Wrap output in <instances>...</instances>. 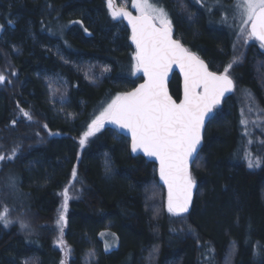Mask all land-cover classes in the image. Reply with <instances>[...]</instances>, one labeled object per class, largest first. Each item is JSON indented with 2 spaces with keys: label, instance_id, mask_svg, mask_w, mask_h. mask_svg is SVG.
<instances>
[{
  "label": "trees",
  "instance_id": "16d2710c",
  "mask_svg": "<svg viewBox=\"0 0 264 264\" xmlns=\"http://www.w3.org/2000/svg\"><path fill=\"white\" fill-rule=\"evenodd\" d=\"M75 19L79 23L67 29ZM176 22L212 68L227 65L232 40L226 32L204 16ZM0 27V74L6 78L0 83V155L6 157L0 161V212L7 209L12 221L0 223V264L60 263L55 217L72 181L81 189L66 218L69 264H264V152L260 166L249 168L234 95L206 125L191 170L198 186L192 209L174 216L156 165L132 156L128 138L103 124L83 147L79 143L100 110L142 80L133 71L129 27L111 18L106 0H0ZM262 61L258 44L231 75L252 88L264 115ZM169 88L178 101L177 74ZM58 92L67 99L62 108ZM107 228L119 242L109 254L99 238Z\"/></svg>",
  "mask_w": 264,
  "mask_h": 264
},
{
  "label": "snow or ice",
  "instance_id": "6c2138e0",
  "mask_svg": "<svg viewBox=\"0 0 264 264\" xmlns=\"http://www.w3.org/2000/svg\"><path fill=\"white\" fill-rule=\"evenodd\" d=\"M196 2L201 3L202 0ZM106 4L113 20L127 19L136 45L133 71L142 72L145 82L112 99L88 125L79 143L83 147L87 138L98 132L105 121L126 129L131 135L132 152L142 150L146 156L159 162L160 179L168 189L167 211L180 216L188 212L196 187L191 167L198 159L205 119L224 94L234 90L229 73L237 59L233 58L221 73L210 71L202 59L179 40L173 39L172 22L163 7H157L151 0H132L133 8L139 12L138 16H133L123 8H114V0H106ZM232 7L233 19L239 21V33L245 42L256 39L264 48V0H233ZM173 65H177L184 76V97L179 103L173 100L165 87ZM5 79L0 74V83ZM20 111L25 118L32 119L29 112ZM5 159L0 155V161ZM259 163L258 159L248 157L249 168L259 166ZM76 175L73 168V178ZM63 195L66 211L67 188ZM11 222L7 209L0 212V223L7 226ZM64 223L65 215L61 211L57 220L61 237ZM21 227L26 228L27 225L21 222ZM60 243H63L62 239Z\"/></svg>",
  "mask_w": 264,
  "mask_h": 264
},
{
  "label": "rangeland",
  "instance_id": "374dc122",
  "mask_svg": "<svg viewBox=\"0 0 264 264\" xmlns=\"http://www.w3.org/2000/svg\"><path fill=\"white\" fill-rule=\"evenodd\" d=\"M151 2L154 3L157 7H160V6H158V4H160L158 1L151 0ZM130 4L132 5V0H116V1L114 0V8L115 7L127 8V6H129ZM237 22H239V21H237ZM237 27H238V23H237ZM238 31H239V29H238ZM235 45H236L235 46L236 48H235L233 57L227 63V64H229L233 60V58L237 59V62L235 64H233V67L230 69V73H229L230 76H232L231 75L232 72L234 73L235 68L242 62V57L245 55L246 51L251 49L252 47L253 48L256 47V45H258V43L254 39L245 42L244 38L238 32L237 38L235 41ZM261 63L264 65V61H262ZM261 63H259V66H258L259 68L261 66ZM224 68H225V66L223 67V69L217 68L218 72H223ZM91 74L92 73H88L87 75H85L86 78L88 79V81L93 80V75H91ZM58 93H61V92H58ZM234 96L241 103V109H240L241 117H242V120L244 121V124H245L244 128L246 131L244 133V135L247 137V139H249V141H252L251 142L252 147L257 146L259 151H262L264 149V143L263 142L257 143V145H255V143H254V142H261L262 140H264V115L262 114V110L260 109V107L256 101V98L248 90H242V89L237 90V85H236V90H235ZM103 109H101L100 112ZM100 112H99V115H100ZM251 155L253 156V158H252L253 160L258 159V155H255V153L250 152L249 156H251ZM259 166H260V164H259ZM257 167L258 166H254L253 168H257ZM72 182L67 187V189H68V200H67L66 211L64 210V207H63L64 206V199H65V197L63 195L64 190H65L64 189L63 192H61V201L59 204L57 215L55 217L56 236H55V239L53 241V245L56 249H58L62 253V259H61L59 264H61L62 261H63V264H69L70 259L72 257V249L65 239L66 223H64V225H63V236L62 237H61V233H60V227L57 224V220L59 218L61 211H64L65 220L67 218L70 200L74 197L75 192H76L75 186ZM150 190H151V187L149 186L148 191L150 192ZM61 239H62L63 243H60ZM102 239H104V250L106 252H111L112 250L117 249L118 243L116 241V237L113 234L105 233L102 236ZM106 247H107V250H106Z\"/></svg>",
  "mask_w": 264,
  "mask_h": 264
},
{
  "label": "bare ground",
  "instance_id": "6f19581e",
  "mask_svg": "<svg viewBox=\"0 0 264 264\" xmlns=\"http://www.w3.org/2000/svg\"><path fill=\"white\" fill-rule=\"evenodd\" d=\"M162 2H171L172 3V5L177 9V11L179 12V13H181L182 14V12L184 11V10H187L188 12H189V16L190 17H187V18H185L184 19V21H183V25L184 24H186V23H188V22H192V21H194L195 19H198V17H201V16H204V18H205V20H206V24H208L209 26H211L212 28H214V29H219V30H221V31H224V27H223V25H221V22L219 21V20H217V19H215L214 17V14H213V12H209L207 9H201V8H198V7H196V6H193V5H191V3H190V1L189 0H161ZM79 21V19H75V20H70L69 21V25H68V27H67V29H69L74 23H76V22H78ZM184 30L182 29V27H181V35L183 36V32ZM0 32H1V27H0ZM56 45H58L57 44V42L55 43ZM236 45H235V41H231V43H230V51L228 52V55H227V58L225 59V63H224V65L226 64V63H228V61L230 60V59H232V57H233V54H234V51H235V47ZM260 53V52H259ZM248 54H250V49L249 50H247L246 51V53H245V55L242 57V62L235 68V70H236V72L238 73V67L239 66H241L243 63H244V61L246 60V58H247V56H248ZM258 61H260L259 59H257ZM256 60V61H257ZM95 66H97V63H95ZM71 70L70 71H72L73 73L75 72V71H77V72H80L77 68H74L73 66L70 68ZM96 70V69H95ZM256 70H255V75H257L256 74ZM81 75H82V73H81ZM83 76V75H82ZM85 77V76H84ZM85 79H86V77H85ZM236 85H237V90L238 89H242V90H248V91H250L251 93H252V95L255 97V94H253V91H251L252 90V88L250 87V86H248V85H246V84H243V83H241L240 81H239V79H238V81L236 82ZM43 87H45V89H47V91H48V94L50 95L51 94V88H50V86H49V84H48V82H47V80H46V77L44 76L43 77ZM58 100H57V102H58V104H60L59 106L62 108V104L64 103V102H66L67 101V99L66 98H64L62 95H60V93H58ZM256 98V97H255ZM256 101H257V103H259V100L256 98ZM237 105H238V107H239V109H241V103L237 100ZM259 105V104H258ZM259 107H260V105H259ZM260 109H261V107H260ZM252 141H249V139H247V138H244V142H243V150H242V153L244 154V157H245V159L248 161V157H249V153L250 152H253V153H255V155H258V160H259V162H261V156L263 155V152H264V149L262 150V151H259V149H258V147L257 146H251L252 145V143H251ZM264 143V140H262L261 142H254L255 143V145H257V143ZM240 147H241V145H240ZM130 153H131V151H130ZM131 155L132 156H135V155H133L132 153H131ZM78 155H76V161H75V163L77 164L78 162H79V156L77 157ZM251 158H253V156L251 155L250 156ZM158 177V176H157ZM159 180V179H158ZM67 188V187H66ZM65 189V188H64ZM79 189H81V187L80 186H78V185H76L75 186V190H79ZM197 189H198V186H197ZM197 189H196V191H197ZM77 194V191L75 192V195ZM195 195H196V192H195ZM195 198V197H194ZM60 201H61V199H60ZM193 205V204H192ZM192 209V208H191ZM190 213V212H189ZM189 213H186V214H182V215H187V214H189ZM181 216V215H180ZM105 233H111V234H113L115 237H116V241H117V243H118V247H119V242H118V237L116 236V234L111 230V229H109V228H107V229H105L104 231H102L101 233H100V235H99V238L102 240V242H103V244H102V251L104 252V253H106V254H109V253H111V252H113V251H116V250H118V247H117V249L116 250H112L111 252H106L105 250H104V239H102V236L105 234ZM70 246V245H69ZM71 247V246H70ZM72 249V248H71ZM93 258L95 259V256H93Z\"/></svg>",
  "mask_w": 264,
  "mask_h": 264
},
{
  "label": "flooded vegetation",
  "instance_id": "af4514ba",
  "mask_svg": "<svg viewBox=\"0 0 264 264\" xmlns=\"http://www.w3.org/2000/svg\"><path fill=\"white\" fill-rule=\"evenodd\" d=\"M116 1V0H115ZM160 4L158 6L163 7L169 16V19L172 22V33L173 37L176 40H179L188 50L191 52L197 54L200 56L207 64L210 70L214 72H218L217 68L220 67H211L210 61H208L206 58H204L201 54L196 53V51L193 50L192 46H190L184 39V36L181 35V26L178 27V24L176 20L181 21L183 23L184 19L187 18L185 15L186 10H184L181 13L177 11V9L172 5L171 2H162L161 0H156ZM191 5L196 6L201 9H207L209 12H213L214 18L219 20L221 22V25L224 27V32L228 34V36L231 37V40L236 41L237 34H238V27L237 22L238 20H234V9L232 7L233 0H202L201 3H197L196 0H189ZM116 4V3H115ZM116 9H119L118 7H115ZM126 11L131 12L134 15H139L136 8H133V6L130 4L125 8ZM227 17V19H225ZM180 24V23H179Z\"/></svg>",
  "mask_w": 264,
  "mask_h": 264
},
{
  "label": "water",
  "instance_id": "95a60500",
  "mask_svg": "<svg viewBox=\"0 0 264 264\" xmlns=\"http://www.w3.org/2000/svg\"><path fill=\"white\" fill-rule=\"evenodd\" d=\"M132 15H133V16H137V15H134V14H132ZM122 19H123V18H122ZM123 20H124V22L128 25V21H127V19H123ZM128 27H129V29H130V38H129V40H130V43L132 44V46H133V48H134V52L136 53V45L133 43L132 38H131V37H132V29H131V27H130L129 25H128ZM172 37H173V33H172ZM173 39H174V37H173ZM255 40H256V39H255ZM256 41L260 44V41H258V40H256ZM182 45H183V44H182ZM184 47H185V46H184ZM185 48H186V47H185ZM200 59H201V58H200ZM203 61H204V60H203ZM204 62H205V61H204ZM205 63H206V62H205ZM206 64H207V63H206ZM208 69H209V67H208ZM210 71H211V70H210ZM138 74L142 77L141 82L138 83V84H137L136 86H134L133 88H131L130 90L126 91V92H131L132 90H134L135 88H137L140 84H142V83L145 82V81H144V77H143V73H142V72H138ZM175 74H177V75L179 76V79H180L181 96H180V99H179L178 101L172 96V94H171V92H170V88H169V84H170V82H171V80H172V78H173V76H174ZM231 79H232V77H231ZM232 80H233V79H232ZM233 82H234V80H233ZM165 87H166V90H167L168 94H169V95L173 98V100H175L177 103H179V102L183 99V97H184V76H183V74H182L180 68H179L177 65H173V66L171 67V70L168 72V75H167V78H166V81H165ZM234 89H235V82H234ZM233 92H234V90L231 91V92H226V93L224 94V96L220 99L219 104L216 105V106H214L213 109H212V111H211V113L206 117L205 122H204V127H203V129H202V131H201L202 143H201V146H200V150H199V152L201 151V148H202V145H203L204 132H205L206 125H207V123L209 122L210 118L213 116L215 108H216V107H219V106L222 104V102L224 101V99H226V98L230 97L231 95H233ZM105 122H106V125H107L108 127H110L111 129L116 130L120 135H122L123 137H126V138H128V139L130 140V151H131V153H132L133 155H135V156H142V157H144L145 159H147L149 162H152V163L156 164V166H157V176H158V179H159L160 184H161V185L164 187V189H165V192H166V199H167L168 189H167L166 185L164 184V182L160 179V175H159V162H158L154 157L149 158L148 156H146L142 150H138L136 153H133V152H132V149H131V135H130V133H129L126 129H121L118 125H116V124H114V123H111V122H108V121H105ZM191 169H192V167H191ZM196 189H197V183H196V187L193 189V192H192V200H191V204H190V206H189V210H188L187 213H189V212L191 211L192 204H193L194 197H195ZM184 214H186V213H184Z\"/></svg>",
  "mask_w": 264,
  "mask_h": 264
}]
</instances>
